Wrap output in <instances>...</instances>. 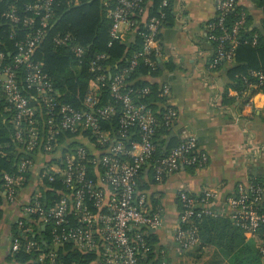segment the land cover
I'll return each mask as SVG.
<instances>
[{
    "label": "built area",
    "instance_id": "1",
    "mask_svg": "<svg viewBox=\"0 0 264 264\" xmlns=\"http://www.w3.org/2000/svg\"><path fill=\"white\" fill-rule=\"evenodd\" d=\"M146 1L116 0L111 6L110 0H103L111 40L123 42L129 32L142 38L141 50L113 74L110 68L104 69L105 54L86 63L85 48L70 34L52 37L55 49L64 48L74 57L76 71L86 65L93 77L79 107L61 101V91L36 58L54 21L57 0L28 4L22 16L15 8L5 13L7 21L26 31L8 60L0 53V103L9 118L16 156L14 170L2 172L0 178V207L13 206L19 213L10 239L12 256L27 255L30 264H143L152 235L159 238L162 232L180 251L199 245L197 219L205 215L228 219L247 240L256 242L264 258V188L260 185L238 183L224 208L217 205L216 191L206 190L195 197L180 186L177 218L168 225L161 208H153L147 193L140 190L149 170L161 184L181 168L201 170L207 164L193 135L184 137L165 156L155 157L157 129L161 125L171 129L178 118L170 88H158L160 101L150 105L139 102L150 94L149 86L137 91L127 88L126 80L140 62L155 71L162 57L160 36L171 0H161L152 16H148L150 2ZM66 2L77 4L78 0ZM236 4L237 0H215L217 23L207 30L216 26L221 34L207 36L218 42L210 70L221 61L233 62L244 15L229 28L224 19ZM138 24L141 32H137ZM226 42L228 49L223 47ZM251 76L257 82L250 87L264 97V75L251 72ZM104 92L111 100L101 104ZM251 104L250 98L246 106ZM162 242L160 238L157 244L159 264H171L170 249Z\"/></svg>",
    "mask_w": 264,
    "mask_h": 264
},
{
    "label": "crops",
    "instance_id": "2",
    "mask_svg": "<svg viewBox=\"0 0 264 264\" xmlns=\"http://www.w3.org/2000/svg\"><path fill=\"white\" fill-rule=\"evenodd\" d=\"M237 4L252 17V27L261 31L262 9L250 0H237ZM171 9L174 18L160 37L162 73L156 81L170 88L171 102L178 112L171 136L178 140L195 136L207 164L194 172L181 168L161 184L153 182L152 172H146V178L153 183L149 203L157 201L167 225L177 218L180 186L195 194L214 190L218 193V207L224 208L225 199L234 193L238 183L250 175L264 181V97L257 93L251 98V107L241 108L236 92L228 89V97L235 98V102H225L223 96L229 83L226 70L230 64L218 71L208 67L212 51L206 25L215 17V0H173ZM124 39L132 43L135 35L129 32ZM0 209V264H16L10 254V239L19 213L13 206L3 205ZM160 237L163 246L170 249L171 264H230L214 244L200 247V240L199 247L180 251L162 232Z\"/></svg>",
    "mask_w": 264,
    "mask_h": 264
},
{
    "label": "trees",
    "instance_id": "3",
    "mask_svg": "<svg viewBox=\"0 0 264 264\" xmlns=\"http://www.w3.org/2000/svg\"><path fill=\"white\" fill-rule=\"evenodd\" d=\"M37 1L40 0H0V53H3L7 60L9 55L13 54L15 44L24 39L26 31L20 25H14L7 21L4 18L5 13L10 8H15L18 15L22 16L24 7ZM147 1L150 2L148 16H152L161 0ZM172 1L170 2L169 9L166 10L164 27H169L174 18L171 9ZM250 1L257 8L262 9L264 13V0ZM115 3L116 0H110L109 2L111 6ZM54 9V21L47 29L46 36L36 51V58L43 62L44 72L61 91V101L74 107H79L82 96L93 80V77L88 73L86 65L82 66L80 71H76V60L74 57L64 48L55 49L52 45V37L57 33L70 34L76 43L85 48L86 56L84 62H88L98 54H105L108 56V59L103 63L104 69L110 68L112 74L126 67L132 56L141 50L142 38L139 35H135L132 43L111 40L109 37L111 22L106 16V7L103 0H78L77 4L67 3L66 0H57ZM240 15H244V24L239 31V45L235 49L233 62L226 70L229 83L226 86L223 98L225 102L232 104L235 102V98L228 97V89L235 91L237 98L241 100L240 104L242 108L246 106L250 98L259 93L258 90L250 87L251 84L257 82L256 78L251 76V72H259L264 75V20L261 23V31L253 28L250 14L236 4L234 10L224 19L225 28L231 27L239 19ZM216 23L217 19H213L206 26L208 27L210 24L215 25ZM137 26L139 27L137 32H141L142 26L140 24ZM220 34L221 30L214 26V29L208 32L207 36H218ZM207 43L209 44L210 51H212L209 63L215 57L218 42L207 39ZM228 46L227 42L223 45L227 49ZM169 65L168 68L172 69L171 64ZM225 65L224 61H221L214 71L221 70ZM161 73L160 64L157 65L155 71H151L148 66L140 62L126 80L129 84L127 88L137 91L149 86L151 90L150 94L140 99L139 102L150 105L152 102L160 101L157 98V90L165 84L156 80ZM110 100L108 93L104 92L101 104H106ZM117 118L112 122L115 129L118 126ZM173 127L167 129L161 125L157 129L154 136L156 146L155 157L160 158L165 156L171 149L180 144L181 140L171 136ZM11 132L8 115L4 113L3 105L0 103V178L2 172H12L14 170L13 163L16 156L10 137ZM184 169L192 172L196 171L195 167H184ZM246 181L264 188V181L254 175H250ZM153 182L155 183L154 179ZM244 182L242 181L241 183ZM152 184L148 179L143 180L140 182V190L145 191L148 195ZM192 194L195 197H201L202 195V193L195 194L193 192ZM46 195L51 196L52 199L56 198V194L52 192H47ZM151 201L153 200L151 199ZM1 202L0 199V204ZM151 204L153 208L157 207V201L154 200ZM2 214L3 211L0 209V218ZM197 221L201 240L200 247L204 246L205 243L214 244L227 256L230 264H264V258L259 253L256 242L254 240H246L243 232L234 227L228 219L212 218L203 215ZM12 231H15L14 225ZM160 238L157 235L151 236L148 244L150 247L149 253L147 260L143 264H159L160 255L158 251L160 250V246L157 244ZM12 257L16 264H30V257L27 255L17 254Z\"/></svg>",
    "mask_w": 264,
    "mask_h": 264
},
{
    "label": "rangeland",
    "instance_id": "4",
    "mask_svg": "<svg viewBox=\"0 0 264 264\" xmlns=\"http://www.w3.org/2000/svg\"><path fill=\"white\" fill-rule=\"evenodd\" d=\"M198 246V245H197Z\"/></svg>",
    "mask_w": 264,
    "mask_h": 264
}]
</instances>
